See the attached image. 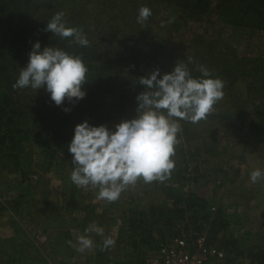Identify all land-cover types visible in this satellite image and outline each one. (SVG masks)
Instances as JSON below:
<instances>
[{
	"label": "rangeland",
	"instance_id": "1",
	"mask_svg": "<svg viewBox=\"0 0 264 264\" xmlns=\"http://www.w3.org/2000/svg\"><path fill=\"white\" fill-rule=\"evenodd\" d=\"M100 1L86 2L88 11L83 12L84 16L116 17L117 9L120 17L127 9L135 22L142 4L141 0H108L106 5L99 4ZM161 8L133 37L131 34L125 35L124 27L120 24L119 27L110 28L115 38H107L106 41H112L105 42L106 45L120 51L121 47L127 45L140 46L139 40L153 36L163 43L165 50L158 55L159 64L156 66L141 61L142 73L159 69L162 76L170 73L178 61H183L193 77H200L198 66L203 65L211 72L210 61L213 59L215 72L221 74L220 65L223 63L230 64L231 71L237 75L234 88H224V99L216 105V112L207 120L196 124L180 121L181 125L187 126L178 134L181 143L176 148L174 171H182L183 179L170 177L164 182L150 184L140 180L135 186H129L117 201L110 203L98 198L99 189L78 188L70 179L71 167L63 169L58 165L46 168L42 150L30 141L20 154L29 175L24 177L14 171L11 162H0V264H147L148 259L157 253L159 245L174 247L178 239H183L185 250L194 254L198 237L204 239L205 246L223 253L222 258L212 259L215 264H246L248 261L242 254L250 247L264 246V180L257 183L250 180L253 170H264V128L258 131L254 127L259 120L252 111L254 108L258 113L262 107H259V101H253V92H250L249 99L246 98L248 88L252 86L249 82L258 75H253L247 63H237L235 66L233 61V49L251 57L259 56L264 50V29H253L246 24L243 29L220 27L218 23L213 29L214 25L207 21L206 16H200V21H197L186 15L184 20L175 18L173 22V25L182 22L184 26L172 28L171 31V25H165V19L168 17L166 14L173 13V8L164 5ZM175 13L181 16V13ZM96 23L88 25L89 30L100 31L102 26ZM115 23H118L117 17ZM146 25L153 28L152 34L145 32ZM193 31L205 35L206 39L215 35L218 46L211 45L207 49L208 41L203 46L194 45L190 42L194 38ZM118 46H121L120 49ZM207 50L211 55L206 58L204 53ZM189 57L191 63L188 62ZM260 62L259 59L257 63ZM104 67L105 62L97 63V70L101 71ZM118 69H121V74L114 82L120 86L117 91L126 95H122L126 102L117 106L118 98L113 96L117 92H109L105 97L107 105L101 116L97 114L92 118V126L105 125L115 131V125L136 116V97L144 88L139 83L136 88L134 82L128 81L129 73L123 67ZM113 77L116 75L111 73L104 76L107 81ZM100 82L109 88L102 78ZM92 88L93 83H90L89 89ZM82 122L78 121L75 126ZM185 164L188 165L186 169ZM168 192L172 196L167 195ZM195 195L206 199L205 210L209 218L203 224L201 220L190 222L187 212L184 218L176 217L168 222L162 228V233L159 231L162 236L158 237L156 244L150 240L141 243L136 237L137 230H128L129 209L142 208V205L148 209L150 202L170 206L174 201L178 202L177 199L185 204L189 202L188 198L193 200ZM19 196L20 200L24 197V201L19 210H14L13 201ZM155 219H160L157 225L162 227L161 217ZM216 220L224 222L213 226V223H219ZM93 223L103 229V235L85 233V229ZM198 225L201 227L197 229ZM81 235L93 239L96 245L94 251L80 253L67 243L72 241L76 244L77 237ZM107 237L115 240V246L101 251ZM223 237H232L237 240L238 246L227 244ZM236 249L243 253H237Z\"/></svg>",
	"mask_w": 264,
	"mask_h": 264
},
{
	"label": "trees",
	"instance_id": "2",
	"mask_svg": "<svg viewBox=\"0 0 264 264\" xmlns=\"http://www.w3.org/2000/svg\"><path fill=\"white\" fill-rule=\"evenodd\" d=\"M107 1L103 0L102 2L101 0L99 4L103 5L104 3L106 5ZM86 2H89V0H0V162H11V166L14 167L13 170L18 171L24 177L29 175V170H26L23 166L24 158L20 154L30 141L35 142L42 150V160L46 168L61 165L63 169L69 166L73 170L74 166L71 163L73 157L68 151V145L74 136L75 124L86 119L90 124L92 118H95L97 114L101 116L107 105L105 97L111 91L117 92L114 93L115 95L113 94L118 98L117 106L126 102L123 97L126 95L117 91L120 86L114 82L121 74V69L118 68L123 67L126 73H129L128 81L130 83L131 81L134 82L137 88L139 78L150 73H142L144 70H140V62L156 66L159 64L158 55L163 49L165 50L162 46L163 43L156 41L153 36L152 38L139 40L138 42H141L140 46H120V51H116V48L110 47L109 44L106 45L105 42L112 41L115 38L114 32L109 30L110 28L113 29V26L119 27V24L122 25L124 27L123 33L125 35L131 34L132 37L136 31L141 32L143 27L137 23V19H135V22L133 21L134 17L127 9L120 17L117 15L118 11L116 9L117 24L115 23V16L90 17L89 14L84 16L83 12L88 11ZM141 2L142 4L139 7L147 6L152 11L149 22L157 15L161 5L172 7L173 13L166 14L169 19H165V25L167 23L171 25V31L172 28H179L180 25H183L182 22L173 25L175 18L184 20L186 15L198 19L197 21H200V16H206L207 21L214 25L213 29L217 27L215 23H218L220 27L230 26L243 29L244 24H246L253 29H264V0H141ZM60 11L65 13L64 19L68 27L82 29L90 41V47L76 45L71 42L70 38L61 39L59 36L45 31L47 22ZM175 12L181 13L182 17L175 15ZM91 20L94 23L98 21L96 25L100 24L102 29L100 31L89 30L88 25L93 24V22H90ZM134 28L135 31H133ZM152 29V27L147 26L145 32L152 34ZM112 37V40L106 41L107 38ZM192 37L194 38L190 42L194 45L200 44L203 46L208 41L207 49L211 45L218 46L215 35H212L210 39H206L205 35L196 34L193 31ZM37 41L41 44V51L45 46H50L82 56L89 69L87 83L82 88L86 92L83 99L72 103L65 100L62 106H56L54 101L51 100L50 94L43 88L37 91L30 87L13 89V84L18 79L21 68L27 65L29 53L33 44ZM120 47L118 46L119 49ZM204 55L207 58L211 55V52L207 50ZM233 55H235V60H233L235 66L238 65L237 63H247L246 66L250 65L253 75H258L254 81L249 82L252 86L250 89L248 88L246 98L249 99L250 92H253V101H259V107H262L258 113L252 108L254 115L256 114L259 120V123L255 124L254 127L258 131H262V128H264V50L261 51L259 56L251 57L238 51L235 52L233 49ZM259 59L261 62L257 63ZM100 61L105 62L106 65L101 71L97 70V63ZM110 63L114 64L109 65ZM210 63L212 76L214 78L220 76V79L225 82V87L234 88L237 75L231 71L230 64L221 63V75L219 72H215L213 59ZM230 72L231 76L229 75ZM106 73L115 74L116 77L107 81L104 78ZM100 78L109 88L100 82ZM90 83H93L92 89H89ZM229 83H233V85H229ZM231 94H233V97L235 96L234 93ZM236 99L238 98L236 97ZM111 101L112 98L109 103ZM64 108L71 110L66 112ZM186 126L185 124L182 125L183 131L186 130ZM184 168H188V165L185 164ZM181 173L182 171L176 170V172H172L171 178L174 180L177 178L183 179ZM179 174L180 177H178ZM167 195L172 196V193L168 192ZM20 197L13 201L14 210H19V206L24 201V197L21 200ZM180 200L177 199L178 202L174 201L170 206L165 204L155 205L156 203L150 202L148 209H145L143 205L142 208L139 206L140 208L129 209L128 224L131 227L128 225V230L132 232L133 229H136V237L139 238L141 243L150 240L156 244L158 237L162 236V228L168 222H172L173 218H184L189 212L190 222L201 220L203 224L208 220L209 217L206 215L205 210L206 199L195 195L193 200L188 198V203L184 204ZM199 213L200 215H198ZM158 217H161L162 227L157 225V220L160 219L155 218ZM217 222L219 223H213V226H218L224 221L216 220ZM156 225L157 227H155ZM199 226L201 227V225H198L197 229ZM153 232L159 236L154 235ZM231 238L223 237L227 244L232 245L234 243L235 246H238L237 240ZM236 252L243 253L237 249ZM242 255L248 261L246 264H264V246L259 248L250 247Z\"/></svg>",
	"mask_w": 264,
	"mask_h": 264
},
{
	"label": "clouds",
	"instance_id": "3",
	"mask_svg": "<svg viewBox=\"0 0 264 264\" xmlns=\"http://www.w3.org/2000/svg\"><path fill=\"white\" fill-rule=\"evenodd\" d=\"M151 15L149 7L141 6L137 23L143 26ZM64 17L63 11L57 12L47 22L45 31L90 47L82 29L68 27ZM187 59L192 62L190 57ZM88 71L81 55L50 46L41 51L37 41L13 89L43 88L56 106H62L65 100L72 103L86 96L82 88L87 83ZM198 71L201 76L193 77L187 64L178 61L170 73L161 76L156 69L140 77L138 83L144 91L136 97V116L115 125V131L105 125L92 126L87 120L77 124L68 145L74 166L71 181L78 188L99 189L98 198L111 203L140 180L150 184L169 179L175 169L176 148L181 143L180 121L196 124L207 120L225 96L222 79L214 78L203 65L198 66ZM70 110L64 108L66 112ZM250 180L252 183L264 180V170H253ZM91 232L103 235V229L95 223L85 229V233ZM67 243L80 253L94 251L96 247L88 235L78 236L76 244ZM115 243L113 238H105L101 251L114 247Z\"/></svg>",
	"mask_w": 264,
	"mask_h": 264
},
{
	"label": "built area",
	"instance_id": "4",
	"mask_svg": "<svg viewBox=\"0 0 264 264\" xmlns=\"http://www.w3.org/2000/svg\"><path fill=\"white\" fill-rule=\"evenodd\" d=\"M203 240L199 237L196 239L197 250L194 254L185 250L186 243L183 239L176 240L174 247L159 245L157 253L148 259L147 264H215L212 259L222 258L223 253L205 246Z\"/></svg>",
	"mask_w": 264,
	"mask_h": 264
}]
</instances>
